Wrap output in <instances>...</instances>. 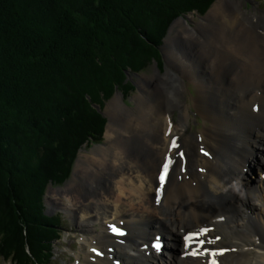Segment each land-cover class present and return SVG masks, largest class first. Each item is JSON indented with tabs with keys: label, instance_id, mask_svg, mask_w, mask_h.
<instances>
[{
	"label": "bare ground",
	"instance_id": "1",
	"mask_svg": "<svg viewBox=\"0 0 264 264\" xmlns=\"http://www.w3.org/2000/svg\"><path fill=\"white\" fill-rule=\"evenodd\" d=\"M201 18L175 22L166 72L139 78L136 107L109 102L107 146L59 190L83 233L77 264H264V12L218 0ZM190 106L205 121L196 133Z\"/></svg>",
	"mask_w": 264,
	"mask_h": 264
},
{
	"label": "trees",
	"instance_id": "2",
	"mask_svg": "<svg viewBox=\"0 0 264 264\" xmlns=\"http://www.w3.org/2000/svg\"><path fill=\"white\" fill-rule=\"evenodd\" d=\"M213 1L0 0V257L52 264L62 221L45 212L47 186L68 179L107 121L87 96L127 93L124 70L159 56L172 20Z\"/></svg>",
	"mask_w": 264,
	"mask_h": 264
},
{
	"label": "rangeland",
	"instance_id": "3",
	"mask_svg": "<svg viewBox=\"0 0 264 264\" xmlns=\"http://www.w3.org/2000/svg\"><path fill=\"white\" fill-rule=\"evenodd\" d=\"M217 1L218 0H214L211 6L204 13H201L198 10H193L184 15H180L179 17H176L174 20H172L171 24L168 27L166 35L163 37L162 43L159 46V50H160L159 56H154V58L152 59L148 57L142 58V60H138L136 67L134 69L127 67L124 70L125 81L123 84H125L124 88L128 90L127 93L123 92V90L122 91L119 90L116 87L117 89H115L113 95L108 99H104L102 104L93 102V101L91 102L90 96H87V99L91 103V107L99 115L104 117L107 121L105 124L102 142L95 143L92 146H87V143H86L84 144V147L80 148L77 151V155L74 161V166L72 168L71 174L68 177V179H66L64 183L62 184L57 185V184L50 183L47 186L46 192L44 194V200H45V206H46L45 212L47 215L52 216V217L57 214L61 218V221H62V226L59 228V230L62 232V235L60 239L55 240L54 241L55 243L53 244L55 256H54V260L52 264H77L78 263V254L80 253V250H81L80 248L81 238L83 237L82 229L77 224L76 216L71 217L68 211H65V209L62 208L63 205L55 206L57 205L56 199L61 201L62 203H66L67 196L64 195L65 193H61L59 190L65 187L67 183L70 182V180L74 177L73 176L74 171L77 167L78 160L81 158V156H83L82 158H86L88 156L95 157L96 154H98V151H97L98 149L95 148L97 150H94V147L98 145L100 146L102 144H105L104 146H107L108 143L106 142V132H107V125L110 123V118L106 114V108L109 102L113 100L117 95H120V98L124 106H126L127 108L136 107V104H137L136 97L140 92V86H141L139 84V78L144 75L145 76H150V75L157 76L159 74L163 75V73H165L167 70V66H166L167 60L165 57V51H164L163 46H165L166 44L165 43L166 39L171 37L170 30L175 24V22H177V20L183 19L186 21L188 20L189 24L196 26V21L202 20L201 17L207 15L209 10L214 6V4ZM242 2H243V9L245 10L251 11V10H254V7H257L259 11L264 12V0H242ZM34 10H36V8H34ZM54 11H56V6L53 10V13ZM189 18L194 19L195 22L190 20ZM185 25L186 23H184V26ZM178 28L179 26H176L175 29H178ZM176 33L177 32H174L173 35ZM194 94L196 96V91L194 89V86L193 84H191L189 86V91L187 92V95H186L187 101L191 104H192L191 98ZM190 110H191V119H190V127L188 130L190 132L196 133V132H199L205 126V121L200 115L195 114L194 107L190 106ZM180 114H181L180 110H174L173 120L175 121L178 120V117ZM123 122H124L123 116L119 115L118 120L113 127V133H112L113 136L115 132L114 129H116L117 127L120 128ZM245 170L248 171V167H246ZM254 171H256L255 175L259 176V174L257 173L258 171L257 170H254ZM253 175L254 173L252 174V176ZM98 225H99L98 223H93L91 224V228L93 227L92 229H94L95 231H100L101 229L100 227H98ZM85 246H84V249L87 248V246L86 247ZM0 264H13V263H11L10 261H6L2 257H0Z\"/></svg>",
	"mask_w": 264,
	"mask_h": 264
},
{
	"label": "snow or ice",
	"instance_id": "4",
	"mask_svg": "<svg viewBox=\"0 0 264 264\" xmlns=\"http://www.w3.org/2000/svg\"><path fill=\"white\" fill-rule=\"evenodd\" d=\"M173 145H175V141H173ZM167 167H168V164L167 163H165L164 164V170L166 171L167 170ZM161 180H163V174H161ZM113 231H118L117 229H115V228H113ZM202 231H207L206 229L205 230H202ZM197 235H198V233H197ZM190 239V236H186L185 237V240H189ZM199 243H204V241H199ZM156 247H159V245L157 244L156 245ZM222 251L223 250H221V252L220 253H214V255H216V254H222ZM209 264H216V261L213 259V260H211L210 262H209Z\"/></svg>",
	"mask_w": 264,
	"mask_h": 264
}]
</instances>
